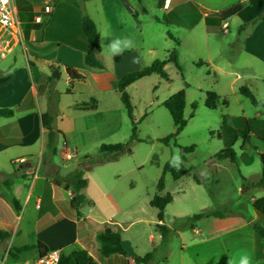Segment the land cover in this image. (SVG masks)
<instances>
[{
    "label": "rangeland",
    "instance_id": "rangeland-1",
    "mask_svg": "<svg viewBox=\"0 0 264 264\" xmlns=\"http://www.w3.org/2000/svg\"><path fill=\"white\" fill-rule=\"evenodd\" d=\"M28 1L34 15L41 16L45 0ZM132 1L137 3V16L128 14L122 2L119 4L115 0H50L52 13L41 24L32 21L30 29L26 26L24 43L12 46L13 50L6 54L9 56L4 65H15L16 58V67L26 68L25 49L31 46L34 39L39 41L42 38V25L52 20L46 31L42 53L43 67L48 76L33 75L40 83L39 89L43 94L48 88L51 67H58L61 71V78L54 89L61 94L57 124L65 138L60 139V154L54 159L66 166V172L59 168L56 175L60 179L53 177V182L63 191L72 190L63 180L73 173L83 156H98L102 144L127 142L132 135V123L117 90V74L109 71L107 75L104 71L89 69L76 55L72 57L69 49L72 47L78 51L87 45L82 17L83 14H91L97 20L100 31V61L108 65L110 51L105 47L114 37L106 19L118 16L122 22L120 37L128 38L132 46L136 45L138 31L143 32L145 46L140 68L155 60L172 59L174 54L177 55V65L175 62L166 65L168 79L153 74L127 88L136 120L139 121L138 138L141 141H133L132 152L122 155L118 161L97 166L85 174L88 179V204H96L93 210L86 204L85 215H91L97 221L111 218L119 222L125 228L123 240L139 257L155 250L154 259L149 264H233L241 251L253 257V231L247 223L256 215L251 198L259 196L253 185L260 177V155L264 153V143L252 132L264 128V120L261 119L264 118V106H253L239 89L247 86L257 99L264 102V82L249 83L247 80L248 77H264V64L250 61L244 53V40L255 28L244 27L239 33L242 22L236 17H232L225 28L220 13H214L217 9L226 10L238 4L239 0H194L203 8L198 7L183 18L169 12V8L165 7L168 0ZM256 2L262 5L264 0ZM54 4L58 6L54 7ZM263 13L264 6L258 14ZM247 14L244 13V16ZM205 17L209 24L207 29L202 21ZM206 30L215 32L208 33ZM261 34L264 37V32ZM58 55L62 59L60 65L45 64L47 57L50 62ZM65 61L82 73L85 79L70 85ZM34 66L39 67V63ZM222 70H231L235 74L221 76ZM68 90L70 93H66ZM179 91L185 94L187 126L177 137V145L172 142L170 146H165L159 140L175 133V126L170 112L162 104ZM210 92L219 96L214 109L206 108ZM92 98L99 101L95 109L76 110L72 107L76 103H91ZM241 117L247 119L249 131L242 128ZM226 126L239 130V137L235 138L233 134L223 137L222 129ZM244 134L249 137L247 143L243 142ZM193 145L196 146L195 151L186 155V161H183L180 148ZM227 145L233 146L236 152L235 162L217 158ZM2 152L0 160L5 162V157L17 156L20 148H8ZM47 159L45 155L43 170L55 176L56 169L48 165ZM167 162L177 172L182 168L184 174L179 180H175L170 173L166 174L165 190L159 192L157 185ZM103 190H108L109 195L100 200ZM166 193L172 194L173 202L165 209V220L159 222L158 210L150 206V201L155 195ZM65 195L64 207L70 213L72 196ZM210 211L219 212L222 218L190 220L195 215ZM2 222L0 220V226ZM157 224H164L169 229V238L165 242ZM191 224L194 229L187 227ZM97 228L99 226L95 225ZM0 229H8V226ZM70 229L67 225V234H70ZM31 234L24 230L14 244L31 243L34 238ZM66 237L69 236H65V242L68 241ZM0 245V264H23L39 256L37 252L15 258L9 239L0 241ZM95 245L97 250L98 247L100 249L98 240H95ZM55 248L68 253L76 247L60 243ZM94 254L100 264H126L123 257L107 259L99 251ZM251 264H264V255Z\"/></svg>",
    "mask_w": 264,
    "mask_h": 264
},
{
    "label": "crops",
    "instance_id": "crops-1",
    "mask_svg": "<svg viewBox=\"0 0 264 264\" xmlns=\"http://www.w3.org/2000/svg\"><path fill=\"white\" fill-rule=\"evenodd\" d=\"M239 1V3L243 4V9L234 17L241 20V25L252 22L258 15H260L258 13L264 6V3L262 5L257 4V0ZM115 2L119 4L122 2L123 8L128 12V14H134L135 16L138 15L135 8L137 3L135 1L115 0ZM112 4L113 3L111 2V5ZM53 6L57 7L58 4H54ZM165 7L169 8V12L175 13L178 18H183L186 15L188 16L192 14L195 10H198V7L202 6H200V4H198L194 0H168V6L166 5ZM165 7L164 10H166ZM142 9H144V7ZM222 11L224 10L217 9L214 13L219 15V13ZM247 12L248 14L244 16V13ZM89 15L98 28L97 20L91 14ZM36 17L37 15H34V23L36 22ZM229 20H221V23H225L228 25ZM50 21L46 26L43 27V35L39 41H35L34 36L32 35L34 41H31V46L25 49L27 52L25 54V62L27 65L26 68L24 67V69H18V67H16V58H14L15 65H4V60H6L9 55H7L3 59H0V108L16 109L20 104H24V109L21 111H16L13 117H0V154L3 153L2 151L5 152V149L8 148H20V152L17 154V156H7L5 157V162H1L0 160V220L3 221L0 227L8 226V229L2 231L11 233V237L9 238V246L13 247V249L41 242L47 246L49 251H60L62 253L63 251L61 249L55 247L60 243H65V245L67 246L74 245L76 248L68 253L63 252L64 254H69L77 249H84L89 253V255L93 256V259L96 260L98 264H100L99 260L94 254L95 252L98 253L99 251V247L97 250L95 245V240H98L97 235L104 231L107 225H114L121 230L122 237L123 229L125 228H123V226L119 222L114 221L111 218L97 221L95 219H92L91 215L86 216L84 213L86 206H83L81 208L80 214L78 215L71 206V200L74 196L73 189H70L69 191H63L62 188H59L58 184L53 182V177L60 179V177L56 175L59 168H62V171L66 172V166L63 164H58L54 159V163L56 166L52 167L56 169L55 176L47 173V171H44L42 166L45 155L48 156V165H50L49 161L51 160L49 152L46 150V131L42 128L41 124V115L45 112L47 106V89L46 92L41 94L40 91L42 90L39 89L40 83L36 81L29 61L36 64V66L39 63V67H35L37 69V76H48V73L45 72V68L43 67L44 61H42V59L44 58L42 53H44L45 50L44 44L46 41V31L52 24V20ZM80 21L81 18H79V22ZM106 21L108 29L112 33L113 37H120V33L122 32V22L120 21L119 17H111L109 19H106ZM202 21L205 28L207 29L209 27V24H207L206 17L203 18ZM35 32L36 31H34V35ZM207 32L213 33L215 31ZM263 32L264 21L260 25H258V27L255 28V30L252 32V34H250L244 40V53H246L250 57V61L261 62L262 64H264V37L261 34ZM135 43V46H132L129 49L125 50L120 56L114 57L110 52V63L108 65L105 66V64L100 61L104 67L103 69L92 68L89 66L86 67L92 70L104 71L107 75L109 71L116 73L118 83L119 78L123 77L128 72L141 69V62L143 60L142 52L145 46L142 30L138 31L137 35L135 36ZM140 46H142V48H140ZM69 49L72 57L76 55L82 62H84V56L87 53L88 45H84V47L78 51H76L72 47H69ZM101 51L102 47L100 51L97 52V57L99 60V54L101 53ZM134 58L138 62H133ZM51 59L53 60L48 62L47 57L45 59V64L47 63L50 65H60L59 62H62L60 55L55 56ZM64 64L66 66H69L68 61H65ZM233 74H235V72L231 70L221 71V76H231ZM248 78L249 79L247 80L249 81V83H257L258 81L264 82V77H255L254 79L250 77ZM98 106L99 101L96 107L88 109L73 108L76 110H90L95 109ZM261 119L264 120V118ZM255 132L264 134V128L256 130ZM255 137L259 141H261L260 138H258L256 135ZM5 141L19 142L11 143ZM261 142L264 143L263 141ZM58 154H60V150H58ZM64 158L65 157L63 155V160ZM255 189L258 192L259 196H252V204L256 199L264 196L263 189ZM83 192L85 193V195L87 194L86 189ZM102 192L103 193L100 200L109 195L108 190H103ZM65 194H69L72 196L69 202L70 213H67L64 207L65 199H67ZM87 206L92 205L88 204ZM95 206L96 204H93L91 210H93ZM255 212L256 215L253 220H257L258 222L264 224L263 214L259 211L257 212L256 210ZM253 220H249L247 226L250 227V223ZM67 225L71 228L70 234L66 233ZM95 225H98L99 229H95ZM250 229L253 231V233H251V236L255 243V248L253 250L254 252L252 253L253 257H251L252 263L257 262L262 258V255H264V243L251 227ZM24 230L32 232L31 235L34 236L33 241L29 244L15 245L14 240L20 237ZM66 235L69 236L66 237L68 240L67 242H65ZM121 243L128 256H112H116L115 258H118V256L119 258L123 257L126 264H141L136 262V259L139 258L138 254L125 240H123V238ZM37 252V250H34L30 252H23L20 255H26L27 253L37 254ZM241 254L245 253L241 251L239 257ZM112 256L107 257V259L112 258Z\"/></svg>",
    "mask_w": 264,
    "mask_h": 264
},
{
    "label": "trees",
    "instance_id": "trees-1",
    "mask_svg": "<svg viewBox=\"0 0 264 264\" xmlns=\"http://www.w3.org/2000/svg\"><path fill=\"white\" fill-rule=\"evenodd\" d=\"M19 14L21 19L25 22V27L28 29L31 27V23L34 20V13L31 3L28 0H16ZM243 9V4L238 3L222 12H220V16L222 20L227 21L230 18L237 15ZM264 21V13L258 15L252 22L248 24L242 25L239 28V33L242 32L244 27H252L256 28ZM42 26H46L48 23L44 22ZM83 24V32L87 41L88 50L84 56V63L86 66L92 68L103 69V65L97 57V52L100 51V34L98 28L93 21V19L87 15L83 14L82 17ZM43 34V30L41 31ZM169 62H175L177 65V55L174 54L172 59L169 60H155L150 65L145 66L139 70L129 72L125 74L123 77L119 78L117 83V90L120 94V99L124 108L127 111L128 117L132 123V135L130 140L127 142H120L116 144H102L99 148V155H85L82 157V161L79 163L78 167L71 173L64 181L73 189L74 196L71 200L72 208L80 214V210L83 206L88 203L87 197L83 192L88 186V179L85 177L87 172L92 171L95 167L103 165L109 162H116L119 158L124 154L131 153V143L135 140L141 141L138 138V123L134 114V106L132 100L127 92V88L134 84L135 82L151 76L153 74H158L162 79H168V73L165 70L166 65ZM31 66V70L33 74H37V69L34 64L29 61ZM200 66V65H199ZM65 71L69 78V83L72 85L76 81H82L85 79V76L80 73L77 69L66 66ZM61 78V71L57 68L51 67V75L47 79L48 88H47V106L45 112L41 115V124L42 128L46 131V150L49 152L51 160L49 161L51 166H56L54 163V157L58 154V145L61 138H65L63 132L58 128V118L60 115L59 104H60V96L61 94L55 91L54 87L56 83ZM241 95L246 97L253 106H264V102L257 99L254 93L247 87L242 86L239 89ZM66 93H70L68 90ZM219 96L214 93H208L206 108L214 109L215 105L218 103ZM90 102L86 103H76L74 104V108L77 109H88L92 107H96L98 105V101L92 98ZM171 114L173 119V123L175 126V133L169 135L168 137L159 140L165 146H170L173 142L175 145L177 141V137L180 133L183 132L185 127L187 126V120L184 116L185 111V94L184 91H179L176 94H173L170 98L165 100L162 104ZM195 108V107H194ZM24 109V104H20L16 109L12 108H0V117H13L16 111H21ZM193 117V114L191 115ZM240 123L242 128L245 131H249L250 127L247 123V119L245 117L240 118ZM261 141L264 142V134L253 132ZM235 138L239 137V130L234 129L232 127H223L222 135H231ZM249 141L248 135H243V142L247 143ZM5 142H19V141H5ZM196 149V146L189 147H181V157L183 161H186V155L193 153ZM236 152L231 145H227L225 149L220 151L217 154V158L219 160H229L231 162L236 161ZM261 163H262V171L261 176L256 184L253 185L254 188H261L264 191V153L260 155ZM178 172L174 170L172 164L167 162L164 166L163 175L160 178L157 190L159 192H163L165 190V176L170 173L175 180H179L182 175V168H180ZM50 175V174H49ZM8 185V184H7ZM173 202V196L170 193H166L164 195H155L153 199L150 201V206L158 210V221L163 222L165 220V209L166 207ZM253 209L259 211L264 216V196L256 199L253 204ZM222 218L219 212L210 211L205 213H200L195 215L190 220L197 222L203 218ZM160 235L162 237V241L165 242L169 238V229L164 224L156 225ZM188 228L194 229L193 225H188ZM185 227V228H187ZM250 227L256 232V234L260 237L261 241L264 243V224L258 222L257 220H253L250 223ZM184 228V227H183ZM11 237V233L0 230V241L7 240ZM97 239L100 243V253L103 257H110L112 255H120V256H128L126 251L122 246V237L121 230L114 225H107L104 231L97 235ZM37 250L39 256H44L49 250L46 245L41 242H37L35 244H30L22 247H17L13 249V256L18 258V256L23 252H30ZM155 250L150 253H147L144 257H139L136 259L137 263L141 264H149L154 259ZM59 264H96L93 257L89 255V253L84 249H77L72 251L69 254H62Z\"/></svg>",
    "mask_w": 264,
    "mask_h": 264
},
{
    "label": "built area",
    "instance_id": "built-area-1",
    "mask_svg": "<svg viewBox=\"0 0 264 264\" xmlns=\"http://www.w3.org/2000/svg\"><path fill=\"white\" fill-rule=\"evenodd\" d=\"M43 14L37 16L35 21L42 23L45 16L52 13L50 0L44 2ZM227 24L225 25L226 28ZM25 22L21 19L16 0H0V57L4 58L10 53L12 46L23 44L25 37ZM62 253L60 251H48L44 256H37L23 264H59ZM6 264V262L2 263Z\"/></svg>",
    "mask_w": 264,
    "mask_h": 264
},
{
    "label": "clouds",
    "instance_id": "clouds-1",
    "mask_svg": "<svg viewBox=\"0 0 264 264\" xmlns=\"http://www.w3.org/2000/svg\"><path fill=\"white\" fill-rule=\"evenodd\" d=\"M132 46V42L126 37H116L110 40L107 48L111 54L116 57L120 56L125 50ZM103 54V52H102ZM133 62H138L135 58ZM233 264H251V256L249 254H241L240 257L233 260Z\"/></svg>",
    "mask_w": 264,
    "mask_h": 264
}]
</instances>
